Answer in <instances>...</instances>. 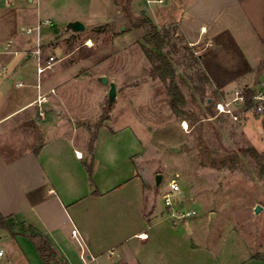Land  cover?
<instances>
[{"label": "rangeland", "instance_id": "374dc122", "mask_svg": "<svg viewBox=\"0 0 264 264\" xmlns=\"http://www.w3.org/2000/svg\"><path fill=\"white\" fill-rule=\"evenodd\" d=\"M232 1L51 0L43 6L44 14L50 16L52 23L41 25L39 35L36 32L32 35L39 37L43 44V59L56 56L54 66L40 77L45 92L51 87L56 90L45 102V112L49 106L51 119H56L54 108H64L61 120L55 124L49 121L48 131L42 137L72 140V150L77 147L86 152L92 133L85 124L97 122L108 104L109 85L98 80L105 75L116 82L118 94L109 107L110 119L98 131L96 172L109 182L112 173L126 176V168L136 169L142 182L148 184L147 194L157 213H166L168 223L164 198L171 191L169 182L173 179L181 188L174 196L176 203L197 209L198 215L187 224H173V230L165 231L164 238L160 236L167 242L158 245L160 250L163 248L161 254L173 264L181 261L178 258L183 252L187 264H238L249 256L264 255V178L259 176L257 160L243 153L252 145L264 155V113H247L242 105H234L239 116V120H234L229 115L217 114L213 104L221 98L230 99L234 88L243 91L247 87L255 88L264 76V69L258 72L246 61L248 56L243 49H254L257 38L241 9L243 4L255 17L257 30L254 31L261 33L264 32V19H260L264 3L241 0L244 2L241 6L229 8L219 21L220 24L230 22L229 30L210 41L212 27L209 34L191 42L181 26L186 11L196 28L203 22L209 25L213 22L212 12L210 9L206 12L205 7L216 3L220 8ZM68 15L84 16L86 30L66 31L67 22L61 23L57 18ZM146 19L158 28H177L173 38L177 51L170 45L163 52L168 51L172 57L177 80L187 97L188 114L184 117L172 111L167 83L155 75L152 63L144 54L143 46L148 45L145 36L151 28ZM36 25L27 20L18 21L6 40L14 38L15 33L25 35L23 26ZM3 49L0 48V69L5 56L1 54ZM31 64L36 75L37 61L32 60ZM201 70L210 77L204 94L195 88L199 84L196 73ZM209 98H212L210 106ZM8 108L0 97V110ZM73 124L78 127L74 132ZM3 139L0 138V151ZM110 145L115 147V154L110 153L112 160L107 158ZM236 156L239 160L235 163L232 159ZM224 160L226 165L221 163ZM79 163L83 165V160ZM157 173L164 176L159 187L155 185ZM120 180L118 177L117 182ZM257 206L262 207L259 213H256ZM8 221L11 223L9 234L24 230L15 218ZM177 235L184 239L185 245L191 243L196 248V261L190 251L177 250L171 239ZM10 241L4 234L0 237V247L6 253ZM14 246L17 245L12 238ZM110 257L108 252L104 253L105 260Z\"/></svg>", "mask_w": 264, "mask_h": 264}, {"label": "crops", "instance_id": "0c3cea01", "mask_svg": "<svg viewBox=\"0 0 264 264\" xmlns=\"http://www.w3.org/2000/svg\"><path fill=\"white\" fill-rule=\"evenodd\" d=\"M46 1L51 0H0V48L4 47L1 54L5 55L1 64L8 67L0 76V97L9 105L7 110H0V138L5 140L0 151V215L7 221L15 218L18 225L24 228L16 235L9 234L11 228L2 229L0 237L4 234L11 240L7 257L16 264H173L161 254L163 248L160 250L158 245L167 243L162 239L163 234L175 227L170 219L169 223L165 219L166 213H157L147 194L148 184L142 182L136 169L126 168V176L112 173L108 182L96 172L99 140H96L92 153L88 140L84 152L77 147L72 150V140H45L42 137L48 131L47 123L59 122L64 114V108H54L58 117L51 119L47 106L45 115L40 116L31 104L38 93L44 91L41 75L37 72L34 75V64H31L32 60L38 64V59L31 52L39 45L42 49L43 44L39 42V37H32L33 34L15 33L14 38L8 40L6 35L18 21L23 20L36 23L35 27H26L35 28L39 35V24L47 19L51 21L50 16L44 14ZM261 2L264 3V0ZM242 3L241 0H233L220 8L216 3L210 8L205 7L206 12L210 9L213 13H210L213 22L209 25L200 23L197 28L193 25L191 14L186 11L181 18L182 31L189 41L195 42L212 29L210 41L229 30L230 22L220 24L219 21L229 8ZM241 9L257 30L253 22L255 17L243 4ZM82 17L68 15L57 19L68 23L76 19L82 21ZM260 19H264L263 13ZM254 30L252 34L257 38L256 47L243 50L248 56L246 61L257 69L264 57V32L256 33ZM10 40L12 44L8 51L5 46ZM20 82L25 85L18 87ZM71 127L73 132L78 129L74 124ZM114 148L110 145L107 152L110 160L113 159L110 155L115 154ZM77 151L82 152L83 157H78ZM129 157H132L131 154ZM81 160L83 165L79 163ZM118 177L122 179L119 182ZM75 228L77 235L72 233ZM12 238L17 245L14 248ZM171 239L178 251H190L193 254L191 258L196 259V248L191 243L185 245L184 239L178 235ZM106 252L111 259H104ZM82 255L86 257V263ZM185 256L184 252L181 253L178 264H187ZM238 264H264V255L249 256Z\"/></svg>", "mask_w": 264, "mask_h": 264}, {"label": "trees", "instance_id": "16d2710c", "mask_svg": "<svg viewBox=\"0 0 264 264\" xmlns=\"http://www.w3.org/2000/svg\"><path fill=\"white\" fill-rule=\"evenodd\" d=\"M148 23L151 25V28L148 30L147 35L145 36V41L148 45L143 46V51L145 56L152 63V69L155 75H158L163 81L167 83V91L169 94V104L172 111L179 117H184L187 115V97L186 94L177 80L178 74L173 62L172 57H170L168 51H164L168 46L173 45L174 51H177V43L173 41V38L176 35L177 28L173 27H163L158 28L152 21L146 19ZM192 58H195L193 52L190 53ZM197 61V60H196ZM264 69V59L257 67V71L261 72ZM199 84L195 85V88L199 93L204 94L206 90V85L210 83V77L206 71H199L196 73ZM259 80L256 84H258ZM246 95V108L250 109L253 106V95L254 88L247 87L245 89ZM212 102L209 103V106ZM209 109H211L209 107ZM110 119V108L107 106L104 108V111L100 117V119L95 123H86L85 127L91 131L92 137L89 142V149L93 153L95 148V143L98 137L99 129L106 125L108 120ZM245 155H248L257 160L259 163V176L264 178V155L254 146L250 145L243 150ZM235 163L236 160H239V157L236 156L232 159ZM223 165L227 164V161H221ZM234 163V164H235ZM11 224L6 218L0 215V230L1 229H10Z\"/></svg>", "mask_w": 264, "mask_h": 264}, {"label": "built area", "instance_id": "2783aa9c", "mask_svg": "<svg viewBox=\"0 0 264 264\" xmlns=\"http://www.w3.org/2000/svg\"><path fill=\"white\" fill-rule=\"evenodd\" d=\"M51 21L49 19L44 20L39 24L40 25H48ZM25 33L27 35H31L35 32V28L33 27H25L23 28ZM12 40H10L7 45L5 46V50L10 51L11 49ZM32 55L38 59L37 64V73L39 75L43 74L46 70L51 69L55 62H56V56L55 55H49L46 59L42 58V49L41 45L37 46L36 49H34L32 52ZM8 69L7 66H3L2 69H0V76L6 72ZM25 83H18L17 86H24ZM40 87V85H39ZM56 90L54 88H51L49 91H40L36 97V99L31 103L34 105L38 110V115L44 116L45 115V109L44 104L46 101L49 100L51 94H55ZM214 109L217 114H226L231 116L234 120H239L238 114L234 110V105L237 106H243L244 110L248 113L250 111L257 113V114H263L264 113V78L260 79L256 87L254 88V95H253V106L250 109L246 108V95L245 91H243L240 88H234L231 92V98H221L219 100H216L214 103ZM186 123V120L183 121V124ZM184 126H186L184 124ZM78 157H83L82 152L77 151L76 152ZM169 187L171 191L167 192L164 198L165 202V208L167 211V214L170 218V220L173 222V224H185L187 223L191 218L198 215V211L196 208H187V207H181L179 206L176 201L174 200V196L177 192L180 191V185L177 182V180L173 179L169 182ZM73 235H77V229L72 230ZM111 254H113V251H111ZM84 263H86V257L84 255L81 256ZM0 264H15L11 259L7 257L6 250L2 247H0Z\"/></svg>", "mask_w": 264, "mask_h": 264}, {"label": "water", "instance_id": "95a60500", "mask_svg": "<svg viewBox=\"0 0 264 264\" xmlns=\"http://www.w3.org/2000/svg\"><path fill=\"white\" fill-rule=\"evenodd\" d=\"M85 29H86L85 24L79 19L71 20L65 26L66 31H72V32H81V31H84ZM98 80L100 82L104 83L105 85H109L108 106L111 107L113 105L114 101L116 100L117 94H118L116 82L110 81L108 79V77L105 75L99 76ZM209 102H212V98H209ZM57 112L60 113V111H57ZM163 178H164V176L162 173L156 174V177H155L156 187H159L161 185ZM261 210H262L261 206L256 207V213H259Z\"/></svg>", "mask_w": 264, "mask_h": 264}]
</instances>
